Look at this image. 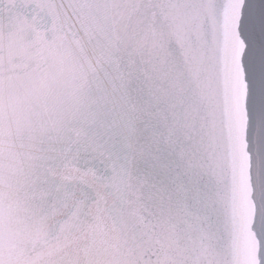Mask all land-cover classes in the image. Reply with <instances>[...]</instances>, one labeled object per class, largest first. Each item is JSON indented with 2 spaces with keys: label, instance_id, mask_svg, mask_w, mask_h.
I'll return each mask as SVG.
<instances>
[{
  "label": "snow or ice",
  "instance_id": "snow-or-ice-1",
  "mask_svg": "<svg viewBox=\"0 0 264 264\" xmlns=\"http://www.w3.org/2000/svg\"><path fill=\"white\" fill-rule=\"evenodd\" d=\"M0 264H264V0H0Z\"/></svg>",
  "mask_w": 264,
  "mask_h": 264
},
{
  "label": "water",
  "instance_id": "water-1",
  "mask_svg": "<svg viewBox=\"0 0 264 264\" xmlns=\"http://www.w3.org/2000/svg\"><path fill=\"white\" fill-rule=\"evenodd\" d=\"M249 3L254 4L257 9H259L262 0H248Z\"/></svg>",
  "mask_w": 264,
  "mask_h": 264
}]
</instances>
